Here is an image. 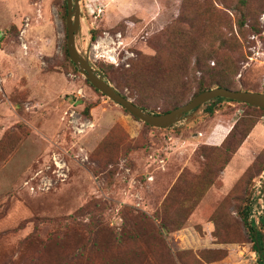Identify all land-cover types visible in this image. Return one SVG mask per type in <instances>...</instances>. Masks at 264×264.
I'll return each mask as SVG.
<instances>
[{
  "label": "rangeland",
  "instance_id": "rangeland-1",
  "mask_svg": "<svg viewBox=\"0 0 264 264\" xmlns=\"http://www.w3.org/2000/svg\"><path fill=\"white\" fill-rule=\"evenodd\" d=\"M186 1L78 0L76 48L94 69L104 64L121 75L153 57L159 42L166 59L175 52L166 40ZM192 1L210 2L228 15L240 44L237 89L264 93V0L250 7L260 33L246 27L244 36L235 30L237 14L216 0ZM238 1L226 0L233 9ZM65 6L66 0H0V264H76L74 248L88 247L98 227L107 235L84 250V264H165L161 247L174 248L185 264H197L196 258L200 264H259L237 208L247 199L252 208L261 204L264 168L256 164L264 154V117L202 193L212 177H203L208 160L200 155H210L252 109L225 100L168 129L145 126L95 90L65 56ZM91 29L101 32L95 41ZM171 65L177 62L154 67L160 72ZM121 93L130 95L125 88ZM153 214H169L180 229L157 234L159 221L154 228L142 223ZM257 232L264 262V228ZM122 233L128 238L118 243ZM233 238L240 241L228 243ZM127 243L143 258L121 257Z\"/></svg>",
  "mask_w": 264,
  "mask_h": 264
},
{
  "label": "trees",
  "instance_id": "trees-1",
  "mask_svg": "<svg viewBox=\"0 0 264 264\" xmlns=\"http://www.w3.org/2000/svg\"><path fill=\"white\" fill-rule=\"evenodd\" d=\"M216 1L220 3L227 12L230 11L237 14L238 19L235 22L237 35L244 36L247 30L246 27H250L252 31L251 34L257 35L260 33V30L257 29L255 25H251L250 7L252 5L259 6V3L262 1L239 0L235 9L228 5L226 0ZM185 5L186 7L183 15L175 22V30L169 33L171 35L166 40L168 48L171 50L175 49L174 53L166 55V59L164 58V53L160 51L162 48H158V46L162 47L159 42L153 57L143 58L139 65H131L130 68H133V70L130 72L124 70L122 72L123 75L118 71H114L112 66L104 64L97 65L98 70L103 77L112 84L121 95H123L121 93L122 89H127L130 91V95L123 96L131 98L136 106L153 114H166L177 107L186 104L192 90H194V92L191 99L201 92L217 87L241 91L237 89L235 80L239 71L238 64L240 60L239 57L237 59L234 58L240 44L235 35H233L234 29L228 15L216 8L210 2L201 5L198 4L197 1L188 0L185 2ZM65 17L66 6L62 8V18ZM178 26H183L185 29L177 28ZM119 28L117 25L113 31H121ZM221 28L227 29L226 35L220 31ZM89 34L91 40L95 41L101 32L91 29L89 30ZM64 54L68 57L65 46ZM172 61H176L177 65H171L168 68L164 67L160 69V72L159 70L157 71L156 68L159 69L165 64V62L170 63ZM210 63H213V66H210ZM160 74L161 76H159ZM118 76H121L123 81H120ZM146 77L150 78V80L143 82V79ZM121 82H123V84ZM158 85L162 88L156 87ZM147 91L153 93V96H149ZM220 101L221 99H215L209 103H212V106L215 107ZM209 103L205 105H208ZM244 106L248 109H252V113L245 112V114L236 120L235 124L220 142V145L215 147L216 149L212 151L210 155H206L204 152L200 155L205 160H208L202 171L203 177H212L211 180L206 182L202 193L212 185H215L218 173L224 171L233 155L237 152L245 138L256 125V122L264 117V110L252 108L247 105ZM213 107L209 108L211 114H213ZM84 115L88 116V107L85 109ZM144 125L147 126L146 124ZM256 166L263 170L264 154L261 156V159ZM248 201L249 199L240 204L239 208H237V214L244 226H249L247 219L249 217L251 205L249 206ZM166 202L167 199L163 203L164 207H166ZM169 216L170 215L167 214L160 219L154 214L150 218L144 216L142 218V223L154 228L156 226L154 221H159L158 228H156L157 234L168 236L179 230L181 227V225L175 226L178 222L173 217ZM135 217H138V215H135ZM261 227L263 228L262 223ZM248 230L253 248L257 255H259V264H264L261 257V238L259 239L258 234L255 233L252 228L248 227ZM216 232L220 233L222 232V229L219 228ZM90 233L92 234L89 236L88 243L90 244L88 247L80 244L74 248L75 253L79 256H75L71 261H74L76 264H84L83 260L80 258V256L82 257L85 253L84 250L87 248H95V246L98 245L99 238L103 234L107 235L103 227H98ZM127 235L128 233H122L119 238H117L118 243L121 241L125 242L128 238ZM141 235L144 237L143 245L147 250L151 251L146 245V237L144 234ZM228 241H231L228 243H235L240 241V239L235 240L233 238ZM42 244L44 247L49 246L50 241ZM223 244H225V242ZM59 245L61 246L62 244ZM128 245L129 243H127L126 250L123 251L121 257L125 256L127 260L132 262H135L136 256L143 258V253L139 249L136 247L130 249ZM115 248H118V245L115 246ZM167 248H160L159 260L164 259L165 264H185L182 257L175 252L176 250H174V248H171L172 251ZM199 254H202V252ZM196 260L197 264L202 262L200 259L196 258Z\"/></svg>",
  "mask_w": 264,
  "mask_h": 264
},
{
  "label": "water",
  "instance_id": "water-1",
  "mask_svg": "<svg viewBox=\"0 0 264 264\" xmlns=\"http://www.w3.org/2000/svg\"><path fill=\"white\" fill-rule=\"evenodd\" d=\"M78 0H66V51L75 69L85 80L103 96L117 104L132 117L154 129H168L183 121L185 116L195 112L203 105L215 99L237 102L252 108L264 110V93L234 91L225 88H213L199 93L186 104L166 114H153L136 106L130 99L121 95L92 65L80 54L75 44L76 29L80 21ZM261 223L264 228V170L261 182Z\"/></svg>",
  "mask_w": 264,
  "mask_h": 264
},
{
  "label": "built area",
  "instance_id": "built-area-1",
  "mask_svg": "<svg viewBox=\"0 0 264 264\" xmlns=\"http://www.w3.org/2000/svg\"><path fill=\"white\" fill-rule=\"evenodd\" d=\"M249 227L252 228L255 233H258L257 230L261 226V204L258 209L252 208L250 206L249 217L247 219Z\"/></svg>",
  "mask_w": 264,
  "mask_h": 264
}]
</instances>
